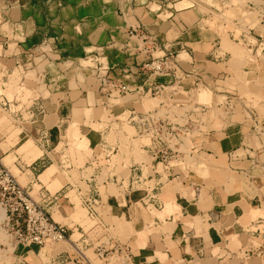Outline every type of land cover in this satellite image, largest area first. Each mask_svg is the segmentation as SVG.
<instances>
[{"label":"crops","instance_id":"obj_1","mask_svg":"<svg viewBox=\"0 0 264 264\" xmlns=\"http://www.w3.org/2000/svg\"><path fill=\"white\" fill-rule=\"evenodd\" d=\"M219 1L0 0V161L69 235L42 248L3 237V264L116 244L131 256L121 264H264V215L251 216L264 206V19L234 36ZM164 58L175 66L154 72ZM187 84L208 97L191 129L179 111L176 126L136 111L158 89L168 112ZM156 121L190 132L191 150L181 135L139 160L121 149L126 128ZM77 134L91 159L66 166Z\"/></svg>","mask_w":264,"mask_h":264},{"label":"built area","instance_id":"obj_2","mask_svg":"<svg viewBox=\"0 0 264 264\" xmlns=\"http://www.w3.org/2000/svg\"><path fill=\"white\" fill-rule=\"evenodd\" d=\"M170 63L171 62L167 58H164L161 61H157V63L153 62L151 68L154 72H166L169 71L171 67L175 66V64L172 66ZM150 92L158 94L160 91L154 89ZM145 123L151 126V123H148L147 120H145ZM150 131V137L155 142H162V135H168L170 138L175 139H178L181 135V131L177 129L174 131L171 125L162 121L154 122ZM146 132L149 134L148 131ZM153 132L154 135H152ZM169 152L170 149H158L159 159L163 162H167L171 158ZM86 206L89 211L88 216L92 217L96 215L95 210L88 202ZM0 208L3 210L6 231L13 234L16 244L23 247L35 245L38 248H42L46 245H53L68 239L67 227L53 220L49 212L39 202L32 198L25 187L17 181L1 161ZM94 255L103 262H109L114 258L113 261L118 260L121 263L128 261L131 257L127 247L120 244L113 245L109 250L103 246H97L94 249ZM71 260H74L78 264H92L88 257L82 253H76V257H71L67 252L58 253L41 264H65L67 261ZM19 264H26V262L22 260Z\"/></svg>","mask_w":264,"mask_h":264},{"label":"rangeland","instance_id":"obj_3","mask_svg":"<svg viewBox=\"0 0 264 264\" xmlns=\"http://www.w3.org/2000/svg\"><path fill=\"white\" fill-rule=\"evenodd\" d=\"M217 9L220 11L221 14L219 13L215 14L214 16L215 20L221 19V20H226L228 22L230 19L232 20V23L238 24L237 26L240 25V28L238 27L231 28L234 36H238L241 29L248 30V28L253 27L257 21H259L260 19H264V0H220L219 6ZM241 26L243 28H241ZM227 28H229L228 25H226V29ZM184 88H186L185 89L186 92H183L182 97L177 96L176 98H174L172 101L169 102V105L173 107H171L168 110V112H165V110H157L156 112L155 107L159 104L157 101L158 100L160 101L161 98L155 96V95H160L159 93L154 94L153 92L151 94L142 95L143 100L141 99L142 102L140 104H137L136 111L141 112L142 114H145V111L147 112L149 110L147 112L148 114H151V116L157 119L161 118L164 121L169 120L172 126H176L173 123L176 121L175 116H176L177 111H179V114H182L181 116H184L182 121H179V123L183 127L191 129L192 120H191L190 114H191L192 109L196 107V104L194 101H198L199 99L201 102L208 104L207 102L208 97L207 95L204 96V94L207 92L204 89L203 90L197 89L196 85L188 86L187 84V86H185ZM194 110H196L197 112L200 111V116L201 117L203 116L201 115L202 113L201 109H194ZM180 111H182V113H180ZM219 111L221 110H218V113ZM199 127L202 128L203 125L200 124ZM75 129L77 130V128L73 125L71 130H75ZM173 130L175 131L176 128H173ZM125 132L127 133L128 139L123 141L121 145V149L128 147L127 150H129V147H130L131 153L134 154L136 157H138L137 158L138 160H139V156L137 154L141 152L139 149H144L145 151H150V152L153 150L154 140L150 137L151 135L150 130H148L149 134H146L145 131L142 130V128L140 130L137 129V132H134L132 129L129 130V128L128 129L126 128ZM152 135H154V132ZM181 138L183 139L182 149H184L185 152L186 151L188 152L189 150H191L190 148L192 146L191 133L188 132V134H183L181 135ZM79 139L81 140L80 137L78 138V134H77V138L75 136L74 137L69 136L67 150H66L67 151L66 153H68L69 155H67L66 153L65 155L68 156L67 158H69L70 161L66 162L65 164L66 166L70 164L74 166H82L85 163L86 159L87 160L91 159L90 151H87L85 148L78 147V144L81 142ZM59 145H62V144H59ZM59 147L60 146H58L56 150ZM102 156L100 157L101 159H103ZM116 157H117L116 155L115 156L111 155L110 160L105 162V159H104V160H101L100 163L102 164L108 163L107 164L108 167H111L110 165L114 163V160L116 159ZM87 171H90V168H87ZM12 173H17L16 169H14L11 172V174ZM74 200L76 202V207L74 209L75 214H79V215L81 214L84 217H86L85 210L79 207L80 206L79 201L76 198H74ZM257 215H264V206L257 211L256 210L251 211V216L254 217ZM85 220L87 223H90V224L93 223L92 221H90V219H88V217L85 218ZM9 234L11 233L6 231V226L4 225V219H3V210L0 208V239L5 237L4 243L15 242L14 237L11 235V237L13 238V240H11V238L9 237ZM2 248L3 246H0V264H3L4 260L8 263L6 258L3 257L1 254L3 250ZM9 249H10V246H9ZM87 256L90 258L93 264H121L119 261L113 263L114 258H112V260H110L108 263L100 262L98 259H96V257L93 255L92 252L87 254Z\"/></svg>","mask_w":264,"mask_h":264}]
</instances>
